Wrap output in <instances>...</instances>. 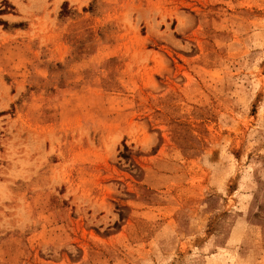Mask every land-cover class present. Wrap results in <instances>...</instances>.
<instances>
[{
  "label": "rangeland",
  "instance_id": "374dc122",
  "mask_svg": "<svg viewBox=\"0 0 264 264\" xmlns=\"http://www.w3.org/2000/svg\"><path fill=\"white\" fill-rule=\"evenodd\" d=\"M0 264H264V0H0Z\"/></svg>",
  "mask_w": 264,
  "mask_h": 264
}]
</instances>
